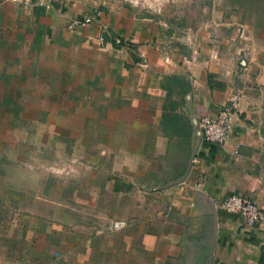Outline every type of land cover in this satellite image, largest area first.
Here are the masks:
<instances>
[{
    "label": "crops",
    "instance_id": "obj_1",
    "mask_svg": "<svg viewBox=\"0 0 264 264\" xmlns=\"http://www.w3.org/2000/svg\"><path fill=\"white\" fill-rule=\"evenodd\" d=\"M193 1L170 18L0 0V264H264V221L221 205L264 209V0ZM237 25L248 38L228 43ZM236 88L227 141H204L198 116Z\"/></svg>",
    "mask_w": 264,
    "mask_h": 264
},
{
    "label": "built area",
    "instance_id": "obj_2",
    "mask_svg": "<svg viewBox=\"0 0 264 264\" xmlns=\"http://www.w3.org/2000/svg\"><path fill=\"white\" fill-rule=\"evenodd\" d=\"M18 2L20 4H31L34 0H10ZM43 3V0H37ZM90 21L89 16H85L83 20L75 22ZM183 42L190 47L193 56L200 50L199 40L197 39L194 30L188 29L183 34ZM248 38L247 32L244 26L238 25L235 28V33L229 37L228 43H235L239 41H245ZM255 49H246L242 43L235 44L234 56L236 59H248L253 58L252 54ZM214 58H217V53H213ZM194 58V57H193ZM140 66H145L146 61L141 60ZM243 91L240 88H236L230 94L228 102L216 111V112H205L198 116V126L201 131V138L204 141L216 143L217 145L223 146L227 141L232 127L240 117V104L243 98ZM222 208L227 212L233 213L238 217L242 218L247 224H256L264 221V209L256 200L240 195L238 193L227 194L222 202ZM125 224L124 219H113L110 220V228L118 229Z\"/></svg>",
    "mask_w": 264,
    "mask_h": 264
},
{
    "label": "rangeland",
    "instance_id": "obj_3",
    "mask_svg": "<svg viewBox=\"0 0 264 264\" xmlns=\"http://www.w3.org/2000/svg\"><path fill=\"white\" fill-rule=\"evenodd\" d=\"M206 1L209 0H198L196 5L200 6L201 2H206ZM194 3L195 1L193 0H133V6H134L133 8L138 11V12L136 11L137 14H141L142 16L156 15L162 17L169 16L170 18H174V16L177 17L179 14L180 18H186L188 17L187 16L188 6L194 5ZM200 10H202V8H200ZM184 12L185 15L183 16ZM176 19L178 20V18ZM219 26L220 25H214V24L209 26L211 35L220 33ZM233 26L234 25H231L230 28H232ZM184 31L182 33H184ZM34 139L38 140L39 138H34Z\"/></svg>",
    "mask_w": 264,
    "mask_h": 264
}]
</instances>
